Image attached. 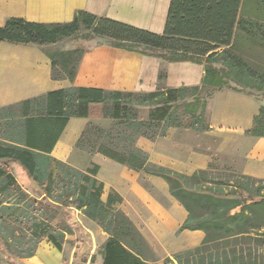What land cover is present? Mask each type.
Instances as JSON below:
<instances>
[{
    "label": "trees",
    "instance_id": "obj_1",
    "mask_svg": "<svg viewBox=\"0 0 264 264\" xmlns=\"http://www.w3.org/2000/svg\"><path fill=\"white\" fill-rule=\"evenodd\" d=\"M243 1L170 0L160 34L82 9L66 22L37 23L10 16L0 26V42L49 45L83 30L84 37L101 38L109 46L204 68L196 86L165 87L161 72L152 92L70 86L21 102L23 119L13 124L17 131L10 136L13 143L0 140V244L7 264L31 257L45 239L59 252L74 247L71 264H95L97 256L101 264L156 261L134 223L110 198L102 199L103 183L96 178L99 166L92 162L85 169L74 166L50 155L53 144L43 146L47 134L55 143L70 116L109 119L105 127L90 122L76 148L88 145L90 154L101 152L137 172L160 176L188 212L179 230L203 231L199 245L174 252L163 263L264 264V179L236 173L212 187L207 185L206 169L184 175L150 163L147 153L136 146L139 137L155 140L169 127L205 130L206 97L214 88L251 96L249 90L255 89L264 99V73L252 71L233 47L239 33L264 46V23L241 13ZM83 51L44 50L51 60V77L73 79ZM245 132L264 137L263 105ZM78 214L108 236L94 252Z\"/></svg>",
    "mask_w": 264,
    "mask_h": 264
},
{
    "label": "crops",
    "instance_id": "obj_2",
    "mask_svg": "<svg viewBox=\"0 0 264 264\" xmlns=\"http://www.w3.org/2000/svg\"><path fill=\"white\" fill-rule=\"evenodd\" d=\"M169 3L170 0H0V26L10 16L37 23L66 22L73 18L75 11L82 9L160 34L164 30ZM63 42L38 46L0 42L1 141L13 143L6 136V128L22 121L23 111H19L22 109L21 102L54 90L85 86L140 93L154 91L159 86L158 75L161 72L165 87L196 86L203 78L202 64L164 62L154 56L101 42L83 51L73 79H53L51 60L43 48L72 49L71 45ZM260 106L259 100L246 93L214 88L206 97L205 130L169 127L163 136L155 140L139 137L136 146L147 153L150 163L184 175L214 167L264 179V137L245 132L253 125L254 115L259 112ZM56 117L51 119L53 123ZM90 122L104 127L110 123L109 119L102 117L70 116L57 134L55 143L52 134H47L46 138L43 136V146L53 144L50 155L70 162L76 142ZM88 162L99 166L96 178L103 183L102 199L110 198L146 239L156 258L152 264H165V257L200 244L204 237L202 230H179L188 212L171 195L163 178L144 171L137 172L101 152L89 154ZM143 180L147 184L142 183ZM80 217L90 224L97 235L98 232L105 233L92 220L83 215ZM107 237L106 233L100 236V243ZM101 261L100 258L98 264ZM24 264L71 263L64 261L62 253L45 240L39 244L34 255L24 258Z\"/></svg>",
    "mask_w": 264,
    "mask_h": 264
},
{
    "label": "rangeland",
    "instance_id": "obj_3",
    "mask_svg": "<svg viewBox=\"0 0 264 264\" xmlns=\"http://www.w3.org/2000/svg\"><path fill=\"white\" fill-rule=\"evenodd\" d=\"M262 2H264V0H244L243 1V7H242V11L241 13L244 16H248V17H252L255 18L258 22H260L261 24L264 23V10L262 7ZM84 31L82 30L80 33H78L77 35L67 38L66 40H64V44H69L72 46V48H77V49H82L85 50L87 48H90L92 46H94L97 43H101V42H106L105 40L101 39V38H86L83 36ZM235 51L237 54H239L244 61H246L249 65V67L251 68L252 71H256L257 73H264V46H261L259 43L257 42H250L246 36L242 33H239L237 36V39L234 43ZM44 50L47 51H53V49H55V47H45L43 48ZM253 97L256 96L259 98V101L261 103V105L264 106V99L261 97V94L259 91L255 90V89H250L249 90ZM22 109H20L19 111L21 112ZM146 113L145 110H141L140 114L142 116H144ZM100 125V124H99ZM102 127H104V125H100ZM16 129L15 126H8L6 128V136L8 135L9 137L16 133ZM88 146V145H86ZM86 146L85 148H76L73 152V155L71 156L70 159V164L74 165V166H78L80 168H84L87 167V165H89L88 163V155L90 153L86 152ZM206 170L208 171L207 173V185H211L212 187H214L215 185V181H218L220 179H224V180H228V179H232L235 178L236 173L233 174L232 171H228L225 172L223 170L220 169H216V168H206ZM52 174L55 173V167H53L52 169ZM238 174V173H237ZM144 184H147L144 180L143 182ZM81 216V214L77 215V219L79 221V223H81V225L88 231L90 237H91V251L94 252L95 249H97L100 246V242H101V238L100 236H104L105 233L98 232V236L96 234V232L94 231V229L90 226L89 223H86L83 219H79V217ZM81 218V217H80ZM57 221H53V224H56ZM99 231V230H98ZM68 238L73 239V236H67ZM47 240V239H45ZM44 240V241H45ZM42 241V242H44ZM43 246H45V244H43ZM61 252V251H60ZM62 253V259L66 262H73V256H74V247L70 248V247H65L64 251L61 252ZM0 257L2 258V264H7L8 262L4 259V254H2V250H1V244H0ZM100 257L97 256L95 264H98ZM24 264V258H20L19 261L17 262V264ZM75 264H78L77 262H75Z\"/></svg>",
    "mask_w": 264,
    "mask_h": 264
}]
</instances>
